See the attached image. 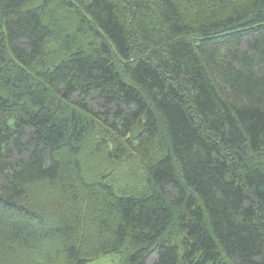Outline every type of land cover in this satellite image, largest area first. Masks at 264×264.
Masks as SVG:
<instances>
[{
    "label": "trees",
    "instance_id": "16d2710c",
    "mask_svg": "<svg viewBox=\"0 0 264 264\" xmlns=\"http://www.w3.org/2000/svg\"><path fill=\"white\" fill-rule=\"evenodd\" d=\"M113 253L264 264V0H0V264Z\"/></svg>",
    "mask_w": 264,
    "mask_h": 264
},
{
    "label": "rangeland",
    "instance_id": "374dc122",
    "mask_svg": "<svg viewBox=\"0 0 264 264\" xmlns=\"http://www.w3.org/2000/svg\"><path fill=\"white\" fill-rule=\"evenodd\" d=\"M89 142H90V140H87V144H89ZM87 144L83 148L84 151L82 152V156H81L82 160L86 161V164L88 163L89 165H91V167L92 166L94 167V165H96V164L97 165L101 164L102 167H104V163L103 162L100 163L101 161L97 160V158L96 159L93 158L92 160L90 159L88 161L86 160L85 156L87 154V151L91 148V145H87ZM90 169H91L90 167L86 166L84 171L86 173H89ZM118 172L120 174V177H126V178H128V180L131 179L132 177H133L132 179L135 178L136 184L138 185V175L137 176L134 175V171L132 170V167H130V165H127V164L119 165L117 173ZM91 178H93V176H91ZM128 182L131 183V182H134V181L129 180ZM120 185H122V183ZM41 188L42 187H38L37 189L38 190H43ZM37 191H36V193L39 194L40 191L39 192H37ZM46 206L48 207V205H46ZM27 257L29 259H31V260L35 259V255L33 253L28 254ZM121 260H122V257L120 256V254L113 253V254H107V255H104V256H100L99 258L94 259V260L90 261L87 264H120Z\"/></svg>",
    "mask_w": 264,
    "mask_h": 264
}]
</instances>
